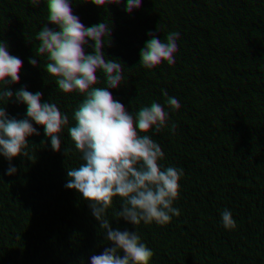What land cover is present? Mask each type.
Wrapping results in <instances>:
<instances>
[{
	"label": "trees",
	"instance_id": "16d2710c",
	"mask_svg": "<svg viewBox=\"0 0 264 264\" xmlns=\"http://www.w3.org/2000/svg\"><path fill=\"white\" fill-rule=\"evenodd\" d=\"M0 264H264V0H0Z\"/></svg>",
	"mask_w": 264,
	"mask_h": 264
}]
</instances>
